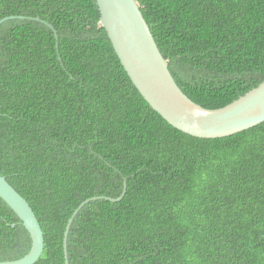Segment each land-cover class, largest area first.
Wrapping results in <instances>:
<instances>
[{"label":"trees","instance_id":"1","mask_svg":"<svg viewBox=\"0 0 264 264\" xmlns=\"http://www.w3.org/2000/svg\"><path fill=\"white\" fill-rule=\"evenodd\" d=\"M137 3L194 102L221 107L264 80V0ZM10 15L25 18L0 24V175L40 222L34 264H65L85 200L69 264H264V122L220 138L171 126L123 69L95 0H0ZM30 244L0 197V260Z\"/></svg>","mask_w":264,"mask_h":264},{"label":"water","instance_id":"2","mask_svg":"<svg viewBox=\"0 0 264 264\" xmlns=\"http://www.w3.org/2000/svg\"><path fill=\"white\" fill-rule=\"evenodd\" d=\"M100 24L107 32L113 49L128 77L141 96L171 126L198 138L230 136L264 122V80L230 103L206 108L190 99L177 84L167 61L161 54L137 0H95ZM25 18L10 15L0 19ZM53 28L39 17L31 18ZM55 38L57 34L54 32ZM57 45V43H56ZM0 197L17 214L30 235L27 253L17 259L0 260V264H34L44 249L40 222L28 201L0 175ZM120 198L111 201L119 200ZM68 219L64 237L67 259V236L74 215Z\"/></svg>","mask_w":264,"mask_h":264}]
</instances>
